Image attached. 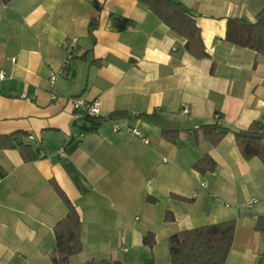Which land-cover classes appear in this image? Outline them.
<instances>
[{"label":"crops","instance_id":"crops-1","mask_svg":"<svg viewBox=\"0 0 264 264\" xmlns=\"http://www.w3.org/2000/svg\"><path fill=\"white\" fill-rule=\"evenodd\" d=\"M174 1L199 27L192 49L141 0H0V134L25 132L37 155L0 151V264H53L67 214L55 183L82 218L69 264H172L171 235L230 220L225 264L264 262V165L242 157L234 134L264 120V55L227 40L229 21L255 22L264 0ZM73 95L100 101L103 117L76 112ZM217 120L231 131L213 145L200 127ZM205 154L214 172L195 169Z\"/></svg>","mask_w":264,"mask_h":264},{"label":"trees","instance_id":"trees-1","mask_svg":"<svg viewBox=\"0 0 264 264\" xmlns=\"http://www.w3.org/2000/svg\"><path fill=\"white\" fill-rule=\"evenodd\" d=\"M12 0H3L9 3ZM163 20L171 29L187 38V46L201 44L200 30L194 18L183 5L174 0H141ZM96 20L90 24L93 30ZM227 40L255 50L264 55V9L256 15L253 23L247 24L240 19H231L227 31ZM192 49V48H191ZM204 137L213 145H218L231 131L220 120L200 127ZM163 134L172 142L179 139V131L164 130ZM235 140L242 157L246 160L259 158L264 165V120L253 121L247 129L235 131ZM26 133L17 131L11 134H0V151L18 148L27 160L37 155L26 139ZM217 163L210 155L205 154L195 169L203 173L214 172ZM55 189L67 206V214L54 227L56 246L51 253L53 264H69L72 256L83 251L82 218L66 193L55 183ZM167 220H169L167 216ZM234 220L214 223L194 229L179 231L168 238L172 264H225L231 251L236 233ZM144 243L153 247L156 243L154 232L144 236ZM147 264H154L147 259ZM86 264H121L119 260L104 258ZM259 264H264L263 260Z\"/></svg>","mask_w":264,"mask_h":264},{"label":"built area","instance_id":"built-area-1","mask_svg":"<svg viewBox=\"0 0 264 264\" xmlns=\"http://www.w3.org/2000/svg\"><path fill=\"white\" fill-rule=\"evenodd\" d=\"M78 40L79 39L77 37L71 39L68 42L69 49H71V50L76 49L77 44H78ZM69 62H70V60H69V58H67L65 61V65H68ZM6 77H7V72L4 69H1L0 70V81L5 79ZM57 78H58V74L55 72L52 73L50 76V82H51V85L53 87L51 90V98L53 100H57L58 98H61V96H62V94L55 87ZM69 100L71 101L73 109L76 112H78L80 114L87 115L89 117H93V118H102L103 117L100 101H98V100L88 101L80 95L70 96ZM189 111H190L189 106L186 105L183 108L182 113L187 114V113H189ZM114 130L118 131L119 126L115 125ZM129 131L131 132L132 135L139 137L143 142L149 143V139L144 135V133L139 128L132 127L129 129ZM30 139H33V136H30ZM202 185L207 186V182H203ZM257 201H258V198L253 197L251 199V201L247 204V206H252Z\"/></svg>","mask_w":264,"mask_h":264}]
</instances>
